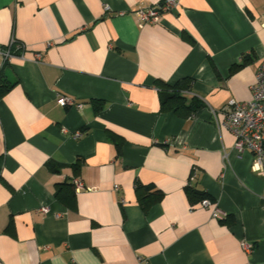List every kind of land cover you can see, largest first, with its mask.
I'll return each mask as SVG.
<instances>
[{
  "label": "crops",
  "instance_id": "obj_1",
  "mask_svg": "<svg viewBox=\"0 0 264 264\" xmlns=\"http://www.w3.org/2000/svg\"><path fill=\"white\" fill-rule=\"evenodd\" d=\"M159 2L0 0V48L24 50L0 61V264H264V176L219 126L252 99L264 0H179L139 25ZM180 80L200 107L162 113L156 82Z\"/></svg>",
  "mask_w": 264,
  "mask_h": 264
},
{
  "label": "built area",
  "instance_id": "obj_2",
  "mask_svg": "<svg viewBox=\"0 0 264 264\" xmlns=\"http://www.w3.org/2000/svg\"><path fill=\"white\" fill-rule=\"evenodd\" d=\"M179 0H160L156 6L139 7L134 11L139 25L157 23L164 13L174 10L178 5ZM105 10L108 8L105 6ZM20 46L15 39L0 48V61L5 64L9 62L15 55L14 52H22ZM22 56V53L20 54ZM39 59V54L36 56ZM252 99L247 102L229 101L220 111L223 116V121L219 124L220 127L227 128L234 137L233 148L236 152L242 153L248 151L252 155L251 170L264 176V58H262L256 74L255 82L251 87ZM57 103L61 106H75L78 109L81 104H74V100L59 96ZM80 136V133H76ZM195 169L192 170L190 180L195 178ZM72 185L75 191L84 189L81 181L74 179ZM199 207L208 209L212 207V202L209 199H203L199 202ZM40 211L46 212L47 208H40ZM211 217L216 220H222L225 214L218 209H212ZM244 250H251L252 246L245 242L241 243ZM139 264H150L145 259H139Z\"/></svg>",
  "mask_w": 264,
  "mask_h": 264
},
{
  "label": "trees",
  "instance_id": "obj_3",
  "mask_svg": "<svg viewBox=\"0 0 264 264\" xmlns=\"http://www.w3.org/2000/svg\"><path fill=\"white\" fill-rule=\"evenodd\" d=\"M14 84L15 82L9 81H4L0 83V95H3L5 92L9 91L14 86ZM156 84L159 88L158 98L160 102V111L162 113L173 112L179 116L186 117L190 115L194 111V109L200 107V103L198 100H196L194 97L188 99L184 94L185 91H189L191 89V84L190 82L188 83L187 80H180L172 85L162 82H156ZM150 189L151 188H145L146 191H149ZM141 190L142 186L136 185L135 192L139 193L141 192ZM184 192L191 205L199 203L203 199H209L207 193L198 190L193 185L186 186L184 188ZM153 194L155 195V200L161 198V194L159 191H155L153 192ZM138 200L143 211H147L149 206L152 204V201H154L151 200L149 196L142 195L138 196ZM226 222L234 223V219L232 217H228Z\"/></svg>",
  "mask_w": 264,
  "mask_h": 264
}]
</instances>
